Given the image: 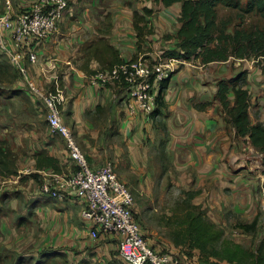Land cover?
<instances>
[{"label":"crops","instance_id":"obj_1","mask_svg":"<svg viewBox=\"0 0 264 264\" xmlns=\"http://www.w3.org/2000/svg\"><path fill=\"white\" fill-rule=\"evenodd\" d=\"M7 1L19 12L36 0H0V12L5 11ZM69 2L71 8L58 32L41 46H28V50L37 52L38 61L31 63L28 52H24L23 64L29 75L30 68L36 72L37 81L30 77L37 84L50 88L59 83L65 89L63 119L76 131L90 166L98 169L114 158L119 178L139 190L141 180L148 178V170L141 165L148 159V155L143 157L142 146L147 137L156 133L154 123L162 120L149 121L142 115L129 119L125 115L116 125V140L109 110L120 115L121 110H126L128 96L120 86L91 85L89 76L107 65L104 46L117 49L123 61L136 59L144 51L156 57L159 50L174 45L164 36L179 28L181 5L164 7L154 0ZM144 7L158 11L147 17L154 33L145 38L140 52L133 12H142ZM3 58L0 52V62ZM232 60L182 64L166 90L169 116L163 122L170 134V178L174 186L197 190L195 203L203 205L218 226L238 228L240 224H253L254 229L248 231L245 239L254 242L256 253L264 242V154L255 150L248 137L236 139L235 129L221 113L220 102L213 98L218 80L247 70L250 118L253 124L264 123V72L255 60ZM17 71L11 67L16 78L0 71V139L9 142L18 171V176L0 180V244L14 252L62 249L70 264H125L116 259L113 237L95 239L90 235L91 224L81 216L82 199L68 194L53 199L41 193V185L53 174V169L37 165L41 152L56 160L60 170L56 174H71L76 165L65 151L63 139L52 135L43 123L44 115L30 99ZM14 90L23 95L12 94ZM208 101L213 103L205 109L198 107ZM104 110L107 112L101 115ZM156 141L154 138L153 143ZM30 174H38L41 184L31 178L21 181V176ZM149 235L150 244L160 248V241ZM174 246L170 240V247L175 249ZM174 251L179 254V250Z\"/></svg>","mask_w":264,"mask_h":264},{"label":"trees","instance_id":"obj_2","mask_svg":"<svg viewBox=\"0 0 264 264\" xmlns=\"http://www.w3.org/2000/svg\"><path fill=\"white\" fill-rule=\"evenodd\" d=\"M154 3L164 7H171L174 4L181 5L178 17L179 28L174 34H167L164 36L165 40L169 43L174 42V45L161 49L163 57L188 61L197 59L200 61L201 65L214 62H225L231 57L241 60H248L251 58L261 59L259 60V65L261 62H264V0H154ZM70 8L69 2L65 12L66 15ZM221 11L225 12V15H223ZM152 13V10L147 7H144L142 12H133L137 47L140 52L145 38L154 33V28L149 27V22L147 20V17L152 15ZM35 44L37 43L32 42L29 47L31 48ZM42 44L43 42H39L37 45L41 46ZM103 50L107 54V58L104 60L107 65L103 66L102 69H111L115 65L125 61L120 59L118 50L113 46H104ZM0 52L4 57L0 62L1 74L16 78V74L11 72V67H16L1 49ZM7 61L12 66H10ZM262 70L264 72V67H262ZM174 74L175 72L172 73L169 78L159 83V93L156 101L157 106L152 114V119L154 121L158 118L162 120L159 121L161 122L162 131L165 136L162 142L163 146H167L168 148H170V134L163 119L169 116L166 102V90ZM18 78L27 89V83L20 71L18 72ZM216 86L217 91L213 99L220 102L222 107L221 113L224 114L225 120L235 129L236 139L248 137L255 150L264 154V123L257 122L253 124L250 118L251 94L247 87L248 71L242 70L232 78L220 79L217 81ZM41 87L48 89L43 86ZM12 94L18 96L23 95L22 91L19 90H14ZM29 97L35 105L39 107V111L42 114L39 101L31 97V95H29ZM8 98L9 97H7V99ZM21 99H24V97ZM212 103L213 102L208 101L201 106L198 105V107L205 109ZM127 112L126 106V110H124L126 117L128 116ZM41 118L43 119V117ZM46 124L48 127L47 119ZM63 143L65 151L71 158L70 150L66 146L64 139ZM41 155L42 157L38 160L37 164L41 169H53V173L60 171L54 158L49 156L46 152H41ZM171 165L172 159L170 155V166ZM77 169L76 167L75 170ZM170 170L172 169L170 168ZM10 176H18V171L9 147V142L0 139V180ZM29 178L34 179L39 185L41 184L38 174L20 177L21 181ZM170 183L174 185L171 178ZM179 189L184 196H191L193 202H185L187 207L186 214L179 228L175 229L170 236L171 241L177 247L174 246L175 249H172L170 247V242L163 240V245L160 243V248H157V252H170L171 257L174 258L177 256L174 250H179V254L181 251L182 254L177 264H222L223 262L228 264H264V242L259 244L256 253H254L253 250L243 249L239 244H234L235 247L226 250L224 253L218 251L217 244L222 240L224 231L212 221L203 208V205L195 203V197L198 193L197 190L184 186ZM134 208L133 214L136 220ZM238 228L248 232L254 229V225L240 224ZM109 237L110 236L103 238ZM113 239H115L116 245V259L119 262L128 264L120 258L117 239ZM145 239L149 242V238L146 234ZM166 244L167 247L165 248L164 246H166ZM8 250L0 246V261L2 260V254L8 253ZM36 254H40V257L46 259V264L48 263L47 261H54L56 259H59L64 264H70L67 253L62 249H49ZM23 260V257L17 256L16 264H25L22 263ZM196 261H199V263H196ZM86 263V261H82L79 264Z\"/></svg>","mask_w":264,"mask_h":264},{"label":"built area","instance_id":"obj_3","mask_svg":"<svg viewBox=\"0 0 264 264\" xmlns=\"http://www.w3.org/2000/svg\"><path fill=\"white\" fill-rule=\"evenodd\" d=\"M68 4L69 0H36L16 12L7 1L5 11L0 12V49L23 75L29 95L46 110L49 132L65 140L78 168L71 174L53 173L51 179L41 185V193L49 198L68 194L82 199L81 216L91 224L90 235L95 239L116 238L119 256L128 264H177L180 254L172 258L170 252L159 253L145 239L144 230L134 218V195L117 175L114 163L107 161L98 169L90 166L72 128L63 119L62 109L67 102L65 89L59 83L42 88L23 64L24 52H28L31 63L38 61L37 52L28 50V46L32 42H47L58 32ZM147 55L150 53L144 52L136 59L125 60L111 69L97 70L89 76L93 86L125 89L129 119L142 115L151 121L157 106L159 83L182 64L194 66L196 63L195 60L163 57L162 53L151 62ZM262 198L264 209V184Z\"/></svg>","mask_w":264,"mask_h":264},{"label":"rangeland","instance_id":"obj_4","mask_svg":"<svg viewBox=\"0 0 264 264\" xmlns=\"http://www.w3.org/2000/svg\"><path fill=\"white\" fill-rule=\"evenodd\" d=\"M153 11L157 12L158 9L152 10V12ZM221 13L225 15V12L221 11ZM65 15L66 14H64L62 19L60 20V23L63 22ZM54 35L55 34H53L52 36ZM159 52H161V50H159ZM146 58L150 59L151 62L154 61V57H151L149 55H147ZM232 59L233 57H231L225 62H234ZM248 60H255V65H259L258 63L261 59L251 58ZM195 62H198L200 64V61L197 59L195 60ZM259 66V68L262 69V67H264V62H261ZM7 71L9 72L8 69ZM30 75L35 79V81H37L36 72L32 68H30ZM40 105V110L42 109V114L44 115L43 123L47 125L45 119V117L47 116L46 110L44 109L41 103ZM115 111L116 110H109V115H111V120L113 123L111 132H114L117 140L119 136L117 134L116 125L119 124L120 121L125 118V113L121 110L120 115H117L114 113ZM106 112L107 110H104L101 115H104ZM154 126L156 127V133L152 137H147L144 141V145L142 146V150L144 152L143 157L146 158L145 156L148 155V159L145 160L141 165L144 166L143 168L145 170H148V173L146 175L148 176V178H144L143 181L141 180L142 188L139 190H134L129 186L127 182H125L124 180L122 181L127 184V186L134 195V212L137 223L140 224L144 231H146V235L150 234L149 236H155V238L160 241L161 245H163V240H168L170 242V236L172 232L175 229L179 228V225L181 224V221L183 220V217L187 211L185 202H193V199L191 198V196H184L179 188L175 187L170 183V168L172 167V165L170 166V148H168L167 146H163L162 141L163 139H165V136L162 131L161 122L155 123ZM69 127L72 128L71 126ZM73 132L75 135L76 142L78 143L82 152L87 157L85 151L82 149V146L78 140V135L74 129ZM154 138L157 140L155 143H153ZM125 157L126 152L124 151L123 158ZM114 160V158H111L107 161H113V163H115ZM3 200L4 199H2V201ZM218 227H220V229L224 231L222 240L219 244H217L218 251L224 253L226 250L235 247L234 244H239L243 249L246 250H253L255 248V244L252 240L245 239V235L250 234V232H245L240 228L230 227V225ZM0 246L2 245L0 244ZM152 247L154 250H157L156 247ZM164 247L166 248L167 244ZM17 249L18 248H16L15 250ZM8 253L2 254V260L0 261V264H16L17 256L23 257L24 260L22 261V263L25 264H46V259L40 257V254L33 253V251L32 253L29 251L22 252V250H17V252H11V249H9ZM181 254L182 252L180 251V255ZM47 262V264H64L59 259ZM196 263H199V261H196Z\"/></svg>","mask_w":264,"mask_h":264}]
</instances>
